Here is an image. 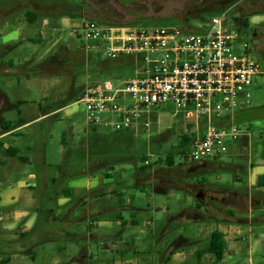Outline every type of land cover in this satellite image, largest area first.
<instances>
[{"label":"rangeland","instance_id":"obj_1","mask_svg":"<svg viewBox=\"0 0 264 264\" xmlns=\"http://www.w3.org/2000/svg\"><path fill=\"white\" fill-rule=\"evenodd\" d=\"M16 0H0V7L8 5L5 16L0 12V91H4L11 104L12 108H8L3 113L4 120L18 124L20 119L33 120L39 116L46 114L49 106L62 101L67 102V107L60 109L48 119L31 126L22 131L21 136L16 138V146L23 152L27 150L28 145L34 146L40 140L45 141L46 152V167L47 177L60 178L62 172L60 166L64 163H69L72 159L73 152L65 150V143L73 147L76 144L78 150L75 151L76 158L86 154L87 159L99 157H115L123 156L128 158V162L117 167L112 173V178H105L106 171L99 170L95 172H87L86 175L79 178L67 181L65 186L71 188L75 183H85L89 177L100 178L105 182L126 181L130 184L135 183L136 175L152 178L154 171L161 169L166 157L165 150H169L177 145L182 134L186 133L188 128L185 125L183 117L177 115L175 106L172 102L161 105L156 111V119L152 123L151 128L139 130L134 135L133 143L130 147L119 146L113 139H100L94 136L90 130V126L86 120L85 104L81 101V94L85 88L96 82L103 80H111L115 82L116 77H113L108 72H99L97 74L93 68H86L80 65L82 72L76 77L75 85L73 86L72 70L68 68L71 61L65 60V66H56L55 63L45 64L48 59L55 57L59 51L64 48L70 51L78 52L88 49L89 42L83 35L80 26L87 21L85 18L77 15L76 8H84V0H18L20 7L27 6L34 8L37 3H43L47 15L46 24H43V18L38 17L35 23H29L26 19L28 9H21L14 3ZM197 1L202 0H86L89 10L86 11L87 18H91L92 11L99 13L105 17V20L118 24H129L141 20L149 19H165V18H180L184 15H189L194 9ZM257 15L251 16V26L260 27V31L264 32V8L260 7ZM72 12L74 15L67 16L66 12ZM211 14H203L202 18L210 19ZM200 23V19H191L192 27ZM103 26H112L102 23ZM125 27H154L167 26L166 24H134L123 25ZM240 32V31H239ZM79 34H82L79 36ZM248 39L243 38V33L240 32V42L238 45H247ZM64 47V48H63ZM100 47V57L103 61L107 58L103 55V50ZM236 53H240L238 46L235 49ZM62 57V56H61ZM256 58V57H254ZM257 59V58H256ZM264 71V63L259 61ZM7 73L3 72V66ZM57 64V63H56ZM72 65V64H71ZM35 70L28 77L25 75L27 70ZM110 71V70H109ZM73 92H70L71 88ZM21 103V104H20ZM242 111L234 112V121L232 124L239 127L241 132H248L249 152L247 157H239L234 146L229 147L226 154L222 156V162L229 165H240L247 170L249 163L258 165L264 162V72L254 78L247 105ZM226 116V115H225ZM164 130L159 138L158 133ZM168 130V131H167ZM98 131L105 134L112 133V127L100 126ZM28 134L33 136L28 140ZM17 136V135H15ZM151 137V138H150ZM154 137V138H153ZM151 140V142H150ZM232 142H230L231 144ZM81 154V155H80ZM136 154H146L149 163L153 165L149 170L143 172L140 170V158L134 159ZM181 159H177L180 162ZM30 173H36L33 166L24 165L21 172L15 173V186H29L28 176ZM135 174V176H134ZM242 177L243 183L239 184L236 177ZM205 180L210 184L221 185L230 190L247 189L245 174L234 173L232 170H212L203 174ZM184 181L189 182L188 178ZM9 184L8 180H4L0 187V195L3 188ZM171 184H175L172 182ZM27 190V189H26ZM29 190V189H28ZM154 204L163 207V204L170 208L169 212L179 213L181 210L195 206V203H189V200L180 192L174 191V194L168 198L160 194H155L149 191ZM136 204L147 205L150 201L145 193H136ZM36 197L39 198L38 192ZM76 202L73 201V203ZM38 203L31 216L34 219V224L37 219L41 218V230L34 236L18 240L13 243H7L4 232V223L0 221V264H53L54 261L60 260L61 264H75L73 260L83 254H87L88 259L86 264H120L118 261L120 253L105 252L103 250V239H91L90 232L97 236L113 235L117 238L116 244L118 248L123 247V244L130 243L136 250V254L132 255V261L129 264H165L161 258L165 253L164 244L169 242L172 245L175 242L181 244V248L189 251L194 246L189 243L178 241L181 237H187V233L183 231L185 226H179L173 221L171 228L165 237H162L164 228L169 224V212L155 211L149 212L152 226L147 228L149 224H144V218L137 225H130L127 229L120 226L121 220L116 221V213H108L105 215L107 221H112L110 224L100 225L98 221L86 219L71 225V235H78L76 240L68 239L66 234L60 230L63 223H57L54 226L47 228L44 225V207ZM110 206H120V203H110ZM42 207V208H41ZM40 208L39 212L37 209ZM55 208V207H54ZM264 208V205H263ZM81 207H77L72 213V218L77 219L82 216ZM43 211V212H42ZM42 212V213H41ZM54 212L58 217L64 218L68 209L62 200H58ZM7 211L0 205V216H6ZM124 219L131 223L132 217L128 210H122L119 213ZM260 215L255 212V216ZM187 216V215H186ZM237 216H245L238 214ZM188 216L187 218H189ZM63 222V220H62ZM201 227L203 223L199 224ZM258 228H263L264 224H255ZM17 229L11 231L14 234ZM37 231V230H36ZM9 234V235H10ZM29 234V233H27ZM258 237H254L250 242L252 252L249 249H244L235 254L228 262L221 264H248L251 260L254 264L264 262V230L261 229ZM118 239V241H117ZM193 240H199L194 239ZM177 240V241H176ZM255 242L260 243L257 245ZM205 242L200 243L199 248ZM110 246V245H109ZM163 250H162V249ZM169 245H167V249ZM119 249V250H120ZM33 253L34 259L28 252ZM5 260V263H1ZM81 262V261H80ZM190 260L187 264H193ZM209 263V261H206ZM170 264H184L179 261Z\"/></svg>","mask_w":264,"mask_h":264},{"label":"crops","instance_id":"obj_2","mask_svg":"<svg viewBox=\"0 0 264 264\" xmlns=\"http://www.w3.org/2000/svg\"><path fill=\"white\" fill-rule=\"evenodd\" d=\"M43 18V24H46L48 21L46 20V15L41 16ZM64 48V47H63ZM102 51V50H101ZM100 47H96L94 43H90L88 49H84L82 51L74 52L70 51L67 48L62 50V57L60 63H55L54 65L59 67L65 66L64 61H71L68 68L72 70V79L73 86L75 85L76 77L82 72L80 65H84L86 68L91 67L94 71L97 72H108L113 77H116L117 80L114 82L115 84H120L124 80L131 78L127 77L124 72H120L119 70L126 69L129 72L133 71V75H136V72L141 69L139 59L134 57H126V63H122L120 59L116 60H105L103 61L100 57ZM106 62L107 65H110V71L103 67V63ZM127 65V66H125ZM43 66V65H42ZM125 66V67H124ZM6 66H3V73H7ZM126 70V71H127ZM35 70H27L25 71V75L28 77ZM125 71V70H123ZM108 81V80H103ZM101 81V82H103ZM111 81V80H110ZM71 88L70 92L74 91V88ZM82 95V94H81ZM63 102V101H62ZM59 102L58 104H60ZM21 104V103H20ZM66 105L65 107H67ZM13 104L10 103L7 94L4 91H0V108H5L2 110V116L0 119V125L2 124L4 118L3 113L8 108H12ZM64 107V108H65ZM58 109L57 104H53L51 107L49 106L46 114L39 116L33 120H25L28 123L19 126L11 132L0 134V141L5 142V148H8L10 145L19 150L16 158H6L0 164V187L4 180H8L9 184L7 187L3 188L0 195V205H2L7 211L6 216L3 218L0 216V221L2 220L4 223V232L7 234L5 236L6 242L17 241L21 235L29 233L34 236L35 234L40 232L41 228V218L37 219V222L34 224V219L31 216L33 213L31 211L36 208L38 203H41L45 209L43 212L44 215V225L50 229V227L54 226L57 223H63V226L60 230H62L68 239L76 240L79 238L78 235H71L70 228L71 225L77 222H81L88 219H92V221H98V224L105 225L110 224L112 221H107L105 215L108 213H116L115 220H121L120 226L124 229H127L130 225H137L141 219L144 218V224H149L146 226L150 228L152 226L150 214L155 211H163L169 212L170 208L163 204V207L158 205H153L154 201L151 198L152 196L147 194L149 191L155 194H160L163 196H167L170 198L174 191L182 193L188 200L189 203H195V206H191L188 209L181 210L179 213L177 212H169V224L164 228L162 237H165L168 233V230L171 228V223L175 221L180 226H185L183 231L187 233V237H181L180 240L182 243H189L194 247L189 251L181 248V244L179 242H175L172 245L169 242L164 244V248L166 251L161 258L162 263L170 264L175 261H179L180 263L187 264L188 261H194L193 264H212L214 262V258L209 254H200L207 247V243L209 237L212 232L220 231L224 234L225 242H226V250L223 254L222 259L218 262V264L230 261L237 252L242 251L244 249H249V252H252V246L250 242L253 241L254 237H258V233L261 232L259 226L251 223L245 224H225V223H216V222H198V218L200 216L211 217L208 213H206L207 207L210 209H221L223 211L233 210L236 212V215L242 214L245 216H237L239 219L248 218L251 220L255 217V212H259L260 214H264V188H256L259 177L264 173V162L255 165L253 163H249V166L246 169L240 165H229L222 162V157L207 159L201 162H184L182 167H178L177 171L189 172L190 168H198L204 169L206 171L212 170H232L236 173L245 174V180L247 182V189L240 190H230V189H222L225 188L221 185L210 184L208 183L204 176L200 173L193 174L188 177L189 182L184 181L185 176H177V180L175 181V187L172 186V182L167 179L166 175V167H162L157 171H154L153 177H140L138 175L137 178L134 177L135 183L130 184L124 180L115 182L114 180L111 182H105V180L100 178H92L89 177L87 181L83 183H75L73 187L69 188L65 186L67 181L79 178L80 176L86 175L89 172H95L99 170H105V178H112V173L116 171L119 165H122L125 162H128L127 157L123 156H115V157H99L95 156L94 158L87 159L86 154L83 156V161L81 160V156L76 158L75 151L79 148L76 144H73V147L69 146V144L65 143V150H69V152H73L72 159L69 163H64L60 166V171L62 172V176L60 178H49L47 177V167H46V152H45V141L42 139L34 146L28 145L26 151H21L16 146V138L21 136V132L30 128L37 123H40L43 120L48 119L50 116L55 114ZM63 109V108H62ZM240 109L239 111L244 110ZM156 112L152 117V123L156 119ZM115 120V118H114ZM184 120V118H183ZM234 116L226 117L225 121L219 122V127L229 126L233 123ZM185 125H187V132L194 133V125L188 123L184 120ZM153 125V124H152ZM191 126V128H189ZM107 127V126H105ZM100 126L94 128L90 127L91 133L100 138V139H113L117 145L130 147L134 140V135L139 130H146L143 127V123L141 122L138 125H134L129 129L114 131L112 129L111 134H105L98 131ZM148 131V130H146ZM168 131V130H167ZM164 130H161L157 136H160ZM186 132V133H187ZM17 135V136H15ZM28 140L32 139L33 136L31 134L27 135ZM153 137V138H154ZM151 138V137H150ZM249 139L250 134L248 132H243L241 136H239L235 141H233L229 147L232 148L234 146L236 153L239 157H247L249 152ZM151 142V140H150ZM78 148V149H77ZM166 151V150H165ZM168 151V150H167ZM81 155V154H80ZM19 158L28 159L27 163L20 162ZM149 162V161H148ZM178 163H181L178 162ZM24 165L33 166L36 169V173H30L28 176V180L30 185L28 186H15L16 176L15 173L21 172L24 169ZM229 167V168H226ZM194 172V171H192ZM178 174V173H177ZM135 176V174H134ZM205 180V183H203ZM243 178L238 176L236 177L237 183H243ZM179 187L180 189H176ZM184 187H193L195 190L196 198L184 192L182 189ZM195 187V188H194ZM27 189V190H26ZM29 189V190H28ZM70 191L71 196H67V191ZM36 192L39 194V198L36 197ZM141 192L145 193V195L149 198V203L145 205L136 204V193ZM261 194V209L254 210L253 205L255 203L256 195ZM62 200V204H65L68 212L62 219V217H58L54 209L56 208V204L58 200ZM73 203V201H75ZM112 203H120V206H110ZM198 205H201L200 208ZM55 207V208H54ZM77 207H81L82 216L79 218H72V213L75 211ZM42 208V207H41ZM205 208V209H204ZM40 208L37 209L39 212ZM122 210H128L132 217L131 223L123 218L121 213ZM41 212V213H42ZM187 215V216H186ZM190 216L189 218H187ZM63 220V222H62ZM203 223L202 227L199 225ZM17 229L14 234H10L12 230ZM37 230V231H36ZM10 234V235H9ZM29 235V236H30ZM91 239H103V250L105 252H116L117 254H121L118 261L120 264H129L132 261V255L136 250L133 245L130 243L123 244V247L118 248L116 244V240L113 241L116 236L108 235V236H97L93 232H90ZM199 239V240H193ZM118 241V239H117ZM177 241V240H176ZM205 242L203 246L205 248H199L200 243ZM252 243V242H251ZM257 245L260 243L255 242ZM110 245V246H109ZM167 245L169 248L167 249ZM120 249V250H119ZM162 249V248H161ZM162 249V250H163ZM119 252V253H118ZM88 259L87 254L84 252L83 254L77 256L72 263L75 264H86ZM81 261V262H80ZM209 261V263H206ZM248 264H254L251 260L247 261ZM91 263L94 264V262ZM53 264H61L60 260L54 261ZM108 264V261H107ZM259 264H264L261 262Z\"/></svg>","mask_w":264,"mask_h":264},{"label":"built area","instance_id":"obj_3","mask_svg":"<svg viewBox=\"0 0 264 264\" xmlns=\"http://www.w3.org/2000/svg\"><path fill=\"white\" fill-rule=\"evenodd\" d=\"M80 29L107 59L142 60L136 75L120 84L108 80L85 88L81 101L90 127L104 125L120 131L142 122L149 130L157 109L172 102L176 114L195 127L190 162L222 157L230 142L242 135L234 124L217 127L215 122L225 121L247 105L254 78L264 71L247 46L238 45L240 32L226 13L199 23L192 32L176 25L125 27L94 22H84ZM237 46L240 53L235 51Z\"/></svg>","mask_w":264,"mask_h":264},{"label":"trees","instance_id":"obj_4","mask_svg":"<svg viewBox=\"0 0 264 264\" xmlns=\"http://www.w3.org/2000/svg\"><path fill=\"white\" fill-rule=\"evenodd\" d=\"M215 0H202V1H197V3L195 4V6L197 4H202L204 2H206L209 6L210 3L214 2ZM242 0H229V1H223V0H217V6L214 7L213 9L211 8V10H207L205 13L206 14H211V17L217 16V15H221L223 13L227 14V18L228 21L233 25L234 28H236L238 31H240L239 26L237 24V18H235L234 20H232L230 17L231 13L233 14L234 12H231L232 9H235L236 4L240 3ZM221 2V3H220ZM222 2H228L227 6L222 7ZM76 13H78L77 15L85 18L87 21L90 22H94L96 24L102 25V23L107 24V25H112V26H123V25H134V24H154V25H158V24H166V25H176L178 27H180L181 29H183L186 32H192L195 31L196 29L194 27H192V25L190 24L191 19H195L198 20L200 19V23L204 22L206 20V18H202V16H197V17H190L188 20L187 24L181 23L177 20V18H165V19H149V20H141V21H136L133 23H129V24H118V23H112V22H108L105 20V17L99 13H96L94 11H92V17L91 18H87L86 16V11L89 10V6L86 2V0H84V8H76ZM67 16H73L74 14L72 12H66ZM47 16V15H46ZM26 19L29 23H35L38 19V17H41V15H38L36 12L32 11V10H28L26 13ZM122 59H120V61L122 63H126L125 59L126 57H121ZM125 58V59H123ZM129 58V57H128ZM119 59V58H118ZM109 60V59H108ZM116 60V59H115ZM139 63H140V67L142 66V60L139 59ZM127 66V65H125ZM124 66V67H125ZM103 67L107 70H111L110 69V65H107L106 62L103 63ZM125 70V71H123ZM121 69L119 70L120 72H124L127 77H131V76H135V74L133 75V71L129 72V70L126 69ZM127 70V71H126ZM3 73V72H2ZM67 105L66 101L61 102L60 104H58V109H62ZM28 122L25 120L20 119L18 124H14L11 121H7V120H3L2 124L0 125V129H1V133L0 134H5L8 132H11L12 130L16 129L19 126H23L25 124H27ZM215 126L219 127V122H215ZM93 130L95 127H92ZM189 128H191V126H189ZM121 131V130H120ZM195 133H184L180 136L179 141L177 143V145L173 148H170L168 151H165L166 153V157L165 159L162 161L160 160L159 162H163V166L166 167V175H167V179L170 181H178L177 180V176H185L186 178H188L189 176L196 174V173H200V174H204L210 171H206L204 169H198V168H190L189 172H183L181 171H177L178 167H182L184 162H190L187 160L188 154L190 152V148L192 143L195 140ZM5 142L0 141V164L2 163V161L6 158H16L17 154L19 153V150L15 147H12L11 145L8 148H5L4 146ZM134 159L136 158H140V163L142 164L140 167V170L143 172H146L147 170H149L153 165H151L148 161V157L146 154H136V156H133ZM219 158V157H218ZM177 159H181V163L177 162ZM20 162L22 163H27L28 159L26 158H19ZM198 163V162H196ZM229 168V167H226ZM229 170V169H226ZM194 171V172H192ZM178 173V174H177ZM203 183H205V180H203ZM173 187L177 186L175 184H172ZM195 188V187H194ZM256 188H264V173L259 177ZM176 189H180L179 187H176ZM222 189H226V188H222ZM184 192H186L187 194H191L196 198L195 195V190L193 189V187H184V189H182ZM227 190V189H226ZM67 196H71L70 191H67ZM261 194L258 193L256 195V199H255V203L253 205V209L254 210H260L261 209ZM200 208L202 207L201 205H198ZM205 209V208H204ZM222 209V208H221ZM221 209H217L214 207V209H210L207 207L206 209V213H208L211 217H207V216H200L197 220L198 222H216V223H225V224H245V223H251V224H264V214H260L258 216H255L254 218H252L251 220H249L248 218L245 219H239L236 215V212L233 210H226L223 211ZM30 234H23L20 236L19 240H23L25 238H28ZM224 234L220 231H214L211 233L208 243H207V247L200 252V254H209L214 258V262L212 264H218V262L222 259L223 254L226 250V242H225V238H224ZM12 242H7L9 243H13ZM32 259H34L33 257V253L30 251L28 252ZM1 263H5V260H3ZM201 264V263H198Z\"/></svg>","mask_w":264,"mask_h":264},{"label":"flooded vegetation","instance_id":"obj_5","mask_svg":"<svg viewBox=\"0 0 264 264\" xmlns=\"http://www.w3.org/2000/svg\"><path fill=\"white\" fill-rule=\"evenodd\" d=\"M225 1H229V0H225ZM14 3H17V6L20 7L18 5V0H16ZM217 3H218L217 0L210 3L209 6L206 5L207 4L206 2L202 4L199 3L194 7V9L191 11V13H189V15L188 14L184 15L183 17L177 18V20L181 23L187 24L190 17H197V16L201 17L203 14H206L205 12L207 10H211V8L213 9L214 7H216L218 5ZM7 6L8 5L5 6L2 5L0 7V12L1 14H3L2 18L5 16V13L7 11L6 10ZM33 7L34 8L22 6L20 8L32 10L41 16L50 15L49 11L48 13L46 12V8L45 5H43V3H37ZM260 7L264 8V0H242L240 3L236 4L235 9H232L231 12L234 13L233 14L231 13L230 18L232 20L237 18V24L239 26L241 35L243 33V38L248 39L246 46L249 52L252 53V55H254L258 59V61H262L264 63V32L260 31V27H252L250 22L252 18L251 16L257 15V13L260 12V10H258ZM61 56H62V51H59V53H57L55 57L48 59V61L45 64H43V66H46L52 62L60 63ZM1 66L3 65L1 64ZM4 109L5 108H0V119L2 116V110ZM0 133H1V129H0ZM163 136L164 135L160 136L159 138Z\"/></svg>","mask_w":264,"mask_h":264},{"label":"water","instance_id":"obj_6","mask_svg":"<svg viewBox=\"0 0 264 264\" xmlns=\"http://www.w3.org/2000/svg\"><path fill=\"white\" fill-rule=\"evenodd\" d=\"M227 4H228V2L227 3H222V7H224V6H227Z\"/></svg>","mask_w":264,"mask_h":264}]
</instances>
